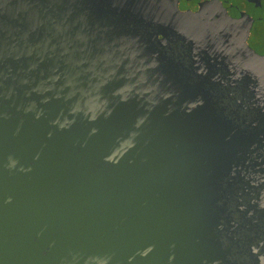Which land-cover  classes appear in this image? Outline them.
<instances>
[{
  "label": "water",
  "instance_id": "1",
  "mask_svg": "<svg viewBox=\"0 0 264 264\" xmlns=\"http://www.w3.org/2000/svg\"><path fill=\"white\" fill-rule=\"evenodd\" d=\"M175 0H0V264H264V55Z\"/></svg>",
  "mask_w": 264,
  "mask_h": 264
},
{
  "label": "flooded vegetation",
  "instance_id": "2",
  "mask_svg": "<svg viewBox=\"0 0 264 264\" xmlns=\"http://www.w3.org/2000/svg\"><path fill=\"white\" fill-rule=\"evenodd\" d=\"M181 12L197 14L209 7L241 20L246 27V44L259 55H264V0H175Z\"/></svg>",
  "mask_w": 264,
  "mask_h": 264
}]
</instances>
